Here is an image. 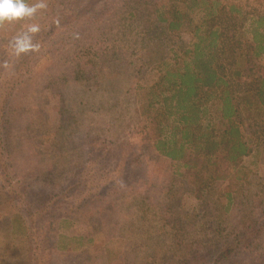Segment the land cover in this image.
Here are the masks:
<instances>
[{
  "label": "rangeland",
  "instance_id": "obj_1",
  "mask_svg": "<svg viewBox=\"0 0 264 264\" xmlns=\"http://www.w3.org/2000/svg\"><path fill=\"white\" fill-rule=\"evenodd\" d=\"M230 1L264 7V0ZM91 2L95 3L89 7ZM113 2L121 0H29V5L43 7L30 17L0 25V89L20 61L28 62L25 67L30 70L17 80L15 91L0 110L1 137L6 142L0 147V264H117L120 258L121 264L174 260L200 264V257L219 244L220 233L229 227L228 213L217 222L212 199L194 198L181 179H170L169 162L158 160L141 137L127 135V126L136 123L137 114L124 73L119 75L118 85L125 90L112 98L106 89L113 80L100 82L97 95L84 85L91 74L78 69L90 70L87 60L91 53H87L102 30H91L89 23L96 12ZM72 14L78 15L71 22L73 27L60 21V16ZM32 26L37 31L30 32ZM18 38L27 40L25 51H17ZM172 40L175 46H186L191 36L181 32ZM64 55L67 59H62ZM262 71L264 74V68ZM93 78L92 84H98L97 77ZM103 100L108 103L100 105ZM257 114L255 110L242 112L243 129L254 140L252 152L243 162L246 175L220 187L236 193L231 208L235 220L245 212L264 218V126H260L264 119ZM123 141L134 143L129 156H121L117 148ZM139 155L142 166L135 162ZM120 179L131 192L132 188L144 191L148 202L143 205L128 196L130 193L110 196L107 192L105 198L87 201L82 211H76L88 197ZM168 188H172L177 206L173 210L171 206L168 219L155 218L156 208L143 217L142 208L156 204L159 198L162 204ZM70 208L76 213V224L69 232L88 234L83 245L86 252L81 247L60 252L54 246L59 215ZM103 209L109 210L103 213ZM165 223L174 229L176 239L153 237L154 248L159 244L165 251L146 248L145 231L150 226L160 229ZM99 234L117 239L107 251L113 258L100 254ZM89 236L97 240L91 241ZM176 240L177 247L172 243ZM263 254L264 244L243 250L229 264H253Z\"/></svg>",
  "mask_w": 264,
  "mask_h": 264
},
{
  "label": "trees",
  "instance_id": "obj_2",
  "mask_svg": "<svg viewBox=\"0 0 264 264\" xmlns=\"http://www.w3.org/2000/svg\"><path fill=\"white\" fill-rule=\"evenodd\" d=\"M75 18L77 14L65 15L60 16V21L73 27L71 22ZM89 26L91 30H102L90 43L93 48L87 53H91L87 60L90 70L81 66L78 69L84 75L91 74L84 85L97 95L100 82L113 80L106 89L112 98L125 90L118 85L119 75L124 73L129 80L127 93L134 99L137 114L136 123L127 126L130 129L127 135L141 137L158 160L169 162L170 179H181L187 185L185 190L194 198L207 202L212 199L217 222L228 213L229 227L225 228L226 232L218 230L222 232L219 244L200 257V264H229L243 250L260 248L264 244V218L245 212L239 219H232L236 193L220 187L226 181L246 175L243 162L252 152L254 140L243 129V109L255 110L264 119V7L230 0H121L96 12ZM181 32L189 33L191 40L186 46H175L172 39ZM80 63L83 65L84 61ZM26 64L29 65L25 60L20 61L10 80L1 87L0 110L2 102L15 91L17 80L30 71ZM93 77H97L98 84H92ZM104 102L108 103L103 100L99 104ZM260 126H264V121ZM2 132L0 128V147H5ZM117 148L121 156H129L135 150L134 143L128 141ZM141 156H136L135 162L142 166ZM122 165L126 162L122 161ZM113 185L88 197L76 211H82L87 201L105 198L107 192L110 196L130 193L128 196L143 205L148 202L144 191L132 188L131 192L123 179ZM166 191L162 204L158 203L159 198L156 204L142 208L143 217L156 208L155 218L168 219L171 206L174 205L172 210L177 206L172 188ZM224 199H227L225 204ZM63 213L58 219L55 248L70 252L81 247L86 252L83 245L88 234L69 232L76 224L75 211L70 208ZM151 228L145 231L144 245L148 249L165 251L166 247L160 248L159 244L154 248L153 237L176 239L174 229L166 223L160 229ZM89 238L97 240L93 236ZM99 238L100 254L111 259L112 253L107 251L117 239L106 235L102 238L101 234ZM172 243L179 245L178 240ZM253 261L264 264V254ZM168 264L186 263L174 260Z\"/></svg>",
  "mask_w": 264,
  "mask_h": 264
},
{
  "label": "clouds",
  "instance_id": "obj_3",
  "mask_svg": "<svg viewBox=\"0 0 264 264\" xmlns=\"http://www.w3.org/2000/svg\"><path fill=\"white\" fill-rule=\"evenodd\" d=\"M43 4L29 5L26 0H0V22L15 21L32 16L36 9ZM30 32L37 31L36 26L29 28ZM29 47L27 40L17 39V51H25Z\"/></svg>",
  "mask_w": 264,
  "mask_h": 264
}]
</instances>
